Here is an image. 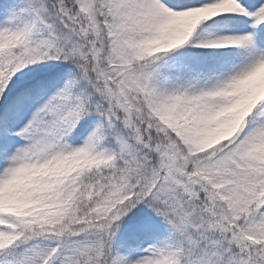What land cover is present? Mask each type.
<instances>
[{
  "label": "snow or ice",
  "instance_id": "snow-or-ice-1",
  "mask_svg": "<svg viewBox=\"0 0 264 264\" xmlns=\"http://www.w3.org/2000/svg\"><path fill=\"white\" fill-rule=\"evenodd\" d=\"M0 264H264V0H0Z\"/></svg>",
  "mask_w": 264,
  "mask_h": 264
}]
</instances>
